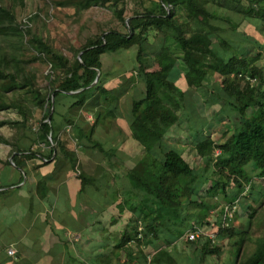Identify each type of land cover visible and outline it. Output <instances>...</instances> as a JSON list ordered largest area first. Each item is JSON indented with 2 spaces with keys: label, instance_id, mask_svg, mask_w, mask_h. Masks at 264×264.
Returning <instances> with one entry per match:
<instances>
[{
  "label": "trees",
  "instance_id": "1",
  "mask_svg": "<svg viewBox=\"0 0 264 264\" xmlns=\"http://www.w3.org/2000/svg\"><path fill=\"white\" fill-rule=\"evenodd\" d=\"M9 1L0 3V111L16 110L20 119L9 124L21 130L29 126L30 104L43 112V116L35 128L29 126L33 136L22 131L17 139L11 140L0 133V143L10 146L11 153L25 151L21 155L23 160H49L53 155L57 159L64 154L71 166L79 170L78 158L64 150L60 137L61 131L71 125L77 131L78 145L95 148L111 160L115 156L114 149L105 148L106 139L94 137L96 127L106 118L113 119L115 112L120 110L118 96L104 84L107 74L102 71L101 56L135 47V70L143 88L141 96L131 100L127 112L128 129L131 138L144 152L133 167L125 169L130 189L138 198L136 204H130L131 221L135 222L132 232L126 234L118 247L131 254L134 248L141 246L167 247L175 241H185L190 254L188 264H205L208 257L218 256L221 249L213 245L208 235L200 234L190 240L187 233L203 222L207 225L210 221L216 222L214 217H208L210 207L215 208L213 204L218 199L227 200L231 194L234 200L237 190L252 186L254 176L264 177V70L245 56L218 53L217 43L222 45L223 42L216 37L218 28L209 22L220 18L231 26V21L208 10L210 0H157L156 5L144 7L143 11H136L129 17L123 15V8L117 9L116 17L127 31L109 29L101 36L90 37L76 50L78 57L70 59L33 29L23 28L17 8L23 9L25 0ZM104 1L82 0L79 7L88 8ZM252 2L261 4L264 0ZM150 36L154 39L150 40ZM166 36H171L180 46L181 61L195 76V93L185 89V85L183 89L176 87L175 82L182 72L176 67L178 59L167 52L163 41ZM8 41L12 47L5 44ZM23 42L33 46L41 62H45V55L50 62L55 78L51 80L47 94L36 84V74L26 71L22 64L19 48ZM149 49L164 54L150 57ZM97 70L100 71L99 80L91 86ZM210 72L219 76L218 83L205 84ZM200 90L206 97L202 106L207 110L215 105L220 108L226 102L236 107L229 117L233 122L231 133L226 130L229 134H222L228 135L225 140L221 137L213 140L209 132L203 134L202 130L209 125L205 126L200 118L191 120V115L184 109L187 97L197 96ZM12 92H16L14 98L9 96ZM169 94L171 99L179 98L177 106L183 107L180 115L166 99ZM67 97L71 99L69 108L97 111L96 120L87 131L83 132L75 116L58 111V103ZM202 113L199 112V117H203ZM183 116L189 118L187 130L181 126ZM4 125L6 122L0 121V127ZM26 137L31 143L24 148L19 140ZM176 140L184 144L196 140L194 150L202 161L200 168L177 148ZM41 143L49 147L47 154L32 149V144ZM217 149L220 152L216 155ZM12 162L21 164L17 155L12 157ZM78 178L80 191L92 181V177L82 170H79ZM250 209L246 207L249 219L253 213ZM245 211L241 210V213ZM225 232H231V229L219 227L217 234ZM241 243L242 239L236 242L238 248ZM141 259V264H180L179 259L165 249L153 255L145 253ZM237 259L235 257L230 264H264V237L256 239L255 248L249 255Z\"/></svg>",
  "mask_w": 264,
  "mask_h": 264
},
{
  "label": "crops",
  "instance_id": "2",
  "mask_svg": "<svg viewBox=\"0 0 264 264\" xmlns=\"http://www.w3.org/2000/svg\"><path fill=\"white\" fill-rule=\"evenodd\" d=\"M207 8L216 12L218 16L229 19L233 25L230 26L226 20L220 18L210 20L209 23L218 28L217 39L220 43L223 42L222 45L217 43L218 53L224 56H245L260 64L264 70V29L263 26L259 27L260 16L264 13L252 15L251 12L248 13V10L245 13L236 11L229 15L226 1H219L215 5L207 4ZM149 38L154 39L151 36ZM163 41L168 48L167 52L178 59L176 67L182 72L181 77L175 82L176 87L183 89L185 85V89L195 90V76L181 61L180 46L171 36H166ZM133 53L135 56L136 49ZM147 54L157 58L164 53L157 49L153 51L149 49ZM119 70L120 73L115 75V71L109 68L102 69L103 73L107 74L105 86L119 98L120 110L115 112L113 119H107L109 122L118 123L119 127L114 125L107 131L104 138L96 127L94 137L106 139L105 148L114 149V157L119 160L122 158L121 162L124 165L134 166L144 150L131 138L127 112L132 98L141 96L143 85L142 88L138 87L136 90L138 95L135 96V90L131 88L134 87V82L129 84L130 76L126 75L129 70ZM218 81L219 76L210 72L205 84L218 83ZM262 87L264 89V84ZM202 90L206 89L202 88ZM127 98L130 99L129 102H126ZM205 98L200 90L197 96L189 95L187 100H197V105L201 109L202 100ZM124 105L127 106L126 109ZM216 106L209 110L204 107L201 109L205 126L210 125L211 122L233 125L229 117L235 112L236 107L227 102L220 108ZM192 109L196 114L199 108ZM62 113L70 114L66 111ZM75 120L80 125L78 116H75ZM70 129L71 135L77 140V131L74 126H66L61 134ZM226 130L224 127L220 129L219 135L222 136ZM202 131L207 135V132ZM209 135L216 140L212 130ZM227 136L222 137L221 140H225ZM195 141L184 144L176 140L175 145L184 153L189 149L195 152ZM20 145L27 147V144L24 145L21 142ZM77 146H64V150L75 154L78 158V166L84 164L82 163L85 160L84 151H89L90 157L93 153L101 154L95 148ZM32 149L37 150L39 154H47L50 150L45 143L39 144L38 147L32 146ZM23 154L25 151L11 153L8 145L0 147V264H141L143 254L153 255L162 249L168 250L172 256L178 258L180 264H188L190 254L187 253L185 243L180 246L181 241H175L167 247L165 245L141 246L138 249L134 248L131 254H126L123 248L118 247L126 234L132 232L135 222L131 221L130 204H136L138 196L130 189L125 169L123 167L120 169L119 165L116 167L112 163L113 157L111 160L105 158L106 162H99L98 156L95 159L92 158L91 171L89 173L84 171L92 177V181L80 191L79 170L71 166L64 154L57 159L53 155L49 160L47 158L23 160L21 157ZM14 155H17L21 164L16 165L12 162ZM201 165L200 159L196 168H200ZM212 210L215 209L211 206L210 213L213 212ZM213 224L214 222L210 221L207 226ZM9 248L15 250L14 254L8 253Z\"/></svg>",
  "mask_w": 264,
  "mask_h": 264
},
{
  "label": "rangeland",
  "instance_id": "3",
  "mask_svg": "<svg viewBox=\"0 0 264 264\" xmlns=\"http://www.w3.org/2000/svg\"><path fill=\"white\" fill-rule=\"evenodd\" d=\"M219 1H226L228 7L227 13H229V15L236 11L245 13L249 9L252 15L264 13V5L254 3L252 0H210L208 4L215 5L219 3ZM8 2L10 1L0 0V3L6 4ZM81 2L82 0H25V7L23 9L17 8L19 21L22 23L23 28L33 29L49 41L55 49L68 56L70 59H73L75 56L78 57L76 50L79 49V47H81L90 37L101 36L104 31L109 29H117L124 32L127 31L126 26L120 23L116 17L117 9L123 8V15L129 17L136 11H143L144 7H152L157 4V0H117L116 3L114 0H105L102 3L94 4L88 8L82 9L79 7ZM263 17L264 14L260 16L259 27L263 26L264 29ZM5 44H9L11 47L13 46L9 41ZM134 50L135 47H131L127 50H121L115 53H105L102 55V69L109 68L113 72L115 71V75H117L116 73H120L119 69H123V71L125 69L129 70L126 75H128L127 77L130 76L129 84L134 82V87L132 86L131 88H134L135 96H137L138 93L136 90L138 87L142 88L143 83L139 80L138 75L136 74ZM19 53L26 71L36 74V84L41 88L44 94H47L48 87L52 82L51 80L55 78V74L51 73L50 62L46 58V55L44 57L42 54L45 58V62H41L40 58H38L39 54L29 42H23V44H21ZM153 68H156V66H153ZM15 93L16 92H12L9 96L14 98L16 96ZM166 99L172 107L177 108V112L180 115L183 107L180 105L177 106L179 98L176 96V99H171V95L169 94L166 96ZM127 101L129 102L130 99L127 98L126 102ZM70 102V97L62 98L57 105L58 111H66L68 113L70 112L71 115L78 116L81 129L87 131L91 124L96 120L97 111L90 112L85 109L69 108L67 105ZM29 106L31 109V115L28 119V125L35 128L37 122L43 116V112L35 109L34 104H30ZM185 106L184 109H186L188 113H190V109L192 110L190 113L191 120L196 121V118L203 120V117H199V111H201L203 106L200 109L199 105H197V100H186ZM123 107L126 109L127 106L124 105ZM193 107L199 108L198 111H196V114L193 113ZM19 119L20 115L14 109L0 111V121L6 122V125L0 127V133L11 140L17 139V136H20L22 131H26L29 137L33 136V132H31L29 126L23 128V130L16 126H10V122ZM188 119L189 118H184L183 116L181 122V126L186 130ZM114 125L118 126L119 124L109 122L106 118L103 120L101 126L98 125L97 128L101 131L100 133H102L104 138L107 131L112 129ZM223 127L229 132L232 130L231 124H225L223 122L218 124L211 122L209 127H205L203 130L209 133L212 130L215 133L214 137H216L217 140L219 137H221V139L222 137L224 138L223 135H219V130L223 129ZM183 128L181 130H183ZM68 131L61 134L64 146L78 147L77 140L71 135V129ZM228 131L225 133H228ZM22 139H25V141H21ZM22 139L19 140V143L21 142V144L24 145L29 144L30 140H28V137ZM32 145L38 147L39 144ZM5 146L7 145L0 143L1 148ZM88 154L89 151H84L86 158L84 157L85 160L82 162L84 164H80L79 170L89 173V171H91L92 158L95 159L97 156L99 162H106V159L100 153H93L91 154L92 157ZM185 155L195 166L200 163L199 157L194 151L192 152L191 149L186 151ZM121 161L122 158L121 160L116 157H113L112 159V163L116 165V167L119 165L121 167L120 169H122V167L123 169L133 167L131 166L132 164L127 166ZM235 194L237 195L234 200L232 199L233 196L228 194L229 196L227 200L218 199V201H216L217 203L213 204L216 206L213 208L215 210H212L213 212H211L208 217V219H213L214 217L216 220L212 226L208 227L205 222L201 223V226L198 225L204 234H208L211 237L213 245H216L221 249L218 256L208 257L205 264H230L235 257L240 259L249 255L255 248L256 239L264 237V177L254 176L252 179V186H246L244 190H237V193ZM246 207L252 208L250 211L253 213L250 219ZM241 210H243V212L245 211V213L242 214ZM224 223H226V225ZM222 225H224L225 228L229 227L231 232L217 234L219 227L224 228ZM239 239H242L240 248H238V244H236ZM182 243L184 244L185 241H181L180 246L183 245Z\"/></svg>",
  "mask_w": 264,
  "mask_h": 264
},
{
  "label": "built area",
  "instance_id": "4",
  "mask_svg": "<svg viewBox=\"0 0 264 264\" xmlns=\"http://www.w3.org/2000/svg\"><path fill=\"white\" fill-rule=\"evenodd\" d=\"M220 152L219 149H217L215 151V154L217 155ZM226 225V223H224ZM224 227V225H222ZM141 229V227H139V230ZM200 234H204L203 231L199 228V226H195L193 230L189 231L187 233L188 239H195L197 236H199ZM208 235V234H206ZM209 236V235H208ZM213 236V235H212ZM210 237V236H209ZM211 238V237H210ZM15 250L13 248H9L8 249V253L10 255L14 254Z\"/></svg>",
  "mask_w": 264,
  "mask_h": 264
},
{
  "label": "water",
  "instance_id": "5",
  "mask_svg": "<svg viewBox=\"0 0 264 264\" xmlns=\"http://www.w3.org/2000/svg\"><path fill=\"white\" fill-rule=\"evenodd\" d=\"M80 54H81V52L79 53V55ZM99 77H100V71L97 70V74H96L95 80L93 81V83L91 84V86L94 85V84H96L98 82ZM68 93H74V92L73 91H69ZM52 103L54 104V98L53 97H52Z\"/></svg>",
  "mask_w": 264,
  "mask_h": 264
}]
</instances>
